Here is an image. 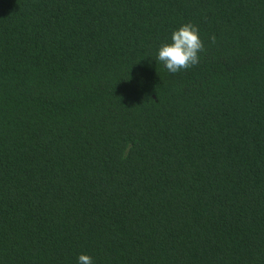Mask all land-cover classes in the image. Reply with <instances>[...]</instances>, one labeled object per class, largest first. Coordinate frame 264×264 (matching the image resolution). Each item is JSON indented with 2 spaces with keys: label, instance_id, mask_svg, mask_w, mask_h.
Listing matches in <instances>:
<instances>
[{
  "label": "trees",
  "instance_id": "obj_1",
  "mask_svg": "<svg viewBox=\"0 0 264 264\" xmlns=\"http://www.w3.org/2000/svg\"><path fill=\"white\" fill-rule=\"evenodd\" d=\"M81 254L264 264V0H0V264Z\"/></svg>",
  "mask_w": 264,
  "mask_h": 264
},
{
  "label": "clouds",
  "instance_id": "obj_2",
  "mask_svg": "<svg viewBox=\"0 0 264 264\" xmlns=\"http://www.w3.org/2000/svg\"><path fill=\"white\" fill-rule=\"evenodd\" d=\"M172 43L164 44L158 52L157 60L162 62L170 73H177L181 70H188L200 62V53L205 51L204 41L199 35V28L192 23L182 25L174 31L171 37ZM211 42H216V37H211ZM132 145H126L122 159H127ZM78 264H94L92 257L81 254L78 257Z\"/></svg>",
  "mask_w": 264,
  "mask_h": 264
}]
</instances>
